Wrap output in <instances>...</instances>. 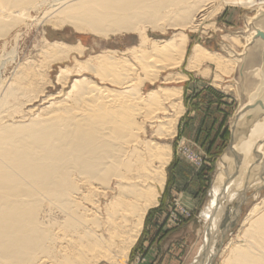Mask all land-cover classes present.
Returning a JSON list of instances; mask_svg holds the SVG:
<instances>
[{
	"label": "bare ground",
	"instance_id": "1",
	"mask_svg": "<svg viewBox=\"0 0 264 264\" xmlns=\"http://www.w3.org/2000/svg\"><path fill=\"white\" fill-rule=\"evenodd\" d=\"M212 1L56 0L50 15H56L55 26L67 23L78 32L105 38L141 25L177 29L172 37L160 41L162 44L154 40L146 51L148 42L144 40L141 49L133 52L145 68L144 81L152 84L165 63L161 56L173 59L169 65L174 67L187 56L192 69L210 59L219 67L226 62L234 70L236 59L234 63L201 45L187 54L186 30L198 27L197 14L203 15ZM40 2L0 0V39L8 37L24 14L42 5ZM255 6L263 9L264 0L244 3L248 9ZM261 24L264 27V21ZM230 39L232 45L243 43L238 35ZM85 50L82 42H49L41 52L43 60L29 64L26 81L13 82L4 92L0 103V264L113 262L114 248L124 252L128 243L138 239L147 211L157 200L154 184L160 174L164 188L170 154L156 140H166L175 131L183 114L182 88L160 86L141 92L140 84L132 78V67L100 53L74 70L60 69L57 83L65 84L69 75H78L64 98L45 95L52 63L72 51L82 54ZM86 72L119 89L96 84ZM12 100L29 103L25 118L7 121L1 116L10 112ZM146 123L154 127L155 137L147 136ZM250 137L255 140L248 147L252 153L246 157V172L237 189L231 191L226 186L221 191V207H215L218 213L235 201L241 205L249 190L264 188V173L255 170L258 163L264 164V143H258L264 138V118L253 126L249 138L235 146L236 153L247 150ZM255 151L260 156L258 162ZM220 169H224L222 165ZM259 199L222 264H264V197ZM215 215L214 210H207L205 218Z\"/></svg>",
	"mask_w": 264,
	"mask_h": 264
},
{
	"label": "rangeland",
	"instance_id": "2",
	"mask_svg": "<svg viewBox=\"0 0 264 264\" xmlns=\"http://www.w3.org/2000/svg\"><path fill=\"white\" fill-rule=\"evenodd\" d=\"M55 1L41 0L42 5L39 6L40 8L37 6L31 8L29 13H23L25 15L24 20L22 19L10 30L8 37L2 38L3 40L0 39V62L2 61L0 66L4 64L0 69L2 79L0 83V87L2 86L0 88V103L4 97V92L11 83L26 81L30 69L29 64H37V62L43 60L41 52L49 42L55 40L71 44L82 42L86 46L84 53L80 54L72 51L63 55L61 60L52 63L45 95H56L60 99L64 98L70 89L71 82L78 75H69L65 84L57 83L60 69L69 68L74 70L90 56L100 53L113 55L128 64L129 68L132 67V78L140 84L138 88L141 92L153 90L160 86L182 88L180 98L183 114L177 120L175 131L168 139L156 141H160L167 148V152L170 154L169 163L173 157H179L188 164V169L192 167L197 172H201V177L197 180L201 184L200 190L202 193L199 196L200 201L198 200L199 203L196 208L191 207L192 201L189 199V191L186 196H182L180 191L168 192L164 199V209L159 211L155 209L157 213L148 218L150 210L162 199L160 197L161 185L164 180L162 174H160L154 184L158 193L157 200L153 202L147 211L138 239L132 244L128 243L124 252L114 248L112 255L115 256V261L102 260L98 264H222L229 248L235 244L236 238L242 234L243 223L249 210L256 202L260 201V197H264V188L260 192H258L259 189L253 188L248 191L247 198L244 199L241 205L235 201L226 206L223 211L217 212L218 208L221 207V202H219L221 191L226 186L231 191L240 186L241 177L246 172V169L243 168L247 160L246 157L251 152L250 149L248 151V147L252 146L255 140L254 137H250V140L245 144L247 150L239 153V166L235 163V160L232 162L229 158L224 157V151L227 149L231 137V119L241 106L242 100L246 102L248 99V96L243 99L241 95V81L237 64L232 71L226 62H222L221 67H219L218 64L207 59L201 62L198 67L192 69L187 56L181 64L175 67L169 65L170 62H173V59L161 56V59L163 58V61H165L163 69L159 71L156 81L151 84L149 81H144L145 68L140 65L141 62L133 52L141 49V43L144 40L148 42V46L145 48L146 51L151 47L154 40L162 44L164 40L176 34L177 29L169 28L164 31L149 27L143 28V25H141L137 30L111 34L106 38L93 33L78 32L67 23L62 26L54 25L56 15H50V10H52L51 5ZM250 1L254 0H213L207 6L208 9L203 15L202 13L197 14L198 27L186 30L189 37L188 56L195 45H201L212 52H218V56L222 54L221 56L224 55L230 59H233L235 52L240 53L246 42L244 33L247 30V24L254 15L262 10L257 6L250 9L244 7V3ZM50 16H53V18H50ZM237 35L243 42L241 46L232 45L230 38ZM233 61L235 63L234 59ZM252 64L254 65V63ZM252 67V65H248L246 72L248 80L245 82V86H247L245 93L247 94L248 90L256 84L253 81L257 80V76L254 74L256 70H253ZM84 75L98 85L119 89V87L109 82H101L100 78L91 72H86ZM165 78L172 79L167 82ZM16 83L14 85H17ZM194 93L197 98L192 97ZM195 99H197L198 105L202 106L201 111L207 113L194 114L192 116L194 121L189 126L188 124L191 121L187 118V109L190 103L192 106L194 105L193 101ZM17 101L14 100L13 102L12 100V109L10 112H5L6 116L1 113V116L7 121L25 118L30 105L26 100H21L22 102L19 101V103ZM35 103L39 105L41 101ZM206 118H209V120H206ZM184 120L187 122L185 125L182 123ZM139 121L142 124L145 123L143 119H139ZM144 126L147 136L149 138H152V135L155 137V134H153L154 127L148 123ZM190 136L200 139L201 145L199 143L194 145V140L190 141L189 139ZM192 157L197 161L192 160ZM232 163L234 164L232 165ZM168 164L165 166L164 185ZM221 165L224 169H220ZM236 165L239 168L238 175H235ZM188 190L198 191L199 189L192 187ZM211 209L216 213L215 217L212 218L213 220L205 218L206 211ZM143 233H146L145 238H142ZM184 233L186 234L185 237L182 236ZM205 258H208V261Z\"/></svg>",
	"mask_w": 264,
	"mask_h": 264
},
{
	"label": "water",
	"instance_id": "3",
	"mask_svg": "<svg viewBox=\"0 0 264 264\" xmlns=\"http://www.w3.org/2000/svg\"><path fill=\"white\" fill-rule=\"evenodd\" d=\"M262 21H264V9L254 15L247 24V30L244 33L246 38L245 45L242 51L240 53L235 52L233 57L238 61L242 98L245 99L248 96V99L246 102L242 100L241 106L231 119V137L229 145L224 151V157L229 158V160L234 158L238 166L240 165V156L236 153L235 146L249 138L253 126L264 118V27H262ZM249 36L251 38L247 39ZM248 65H252V69L256 70L254 74L257 76V80L253 81L256 84L248 90L247 94L245 93V89H247L245 82L248 80L246 77ZM258 143H264V138ZM258 155V152L256 153L255 151V160L257 162L260 161V156ZM261 162L258 163L260 164L259 166L255 167V170L257 169L256 174L264 173V164ZM238 166H236L235 175L239 169Z\"/></svg>",
	"mask_w": 264,
	"mask_h": 264
},
{
	"label": "crops",
	"instance_id": "4",
	"mask_svg": "<svg viewBox=\"0 0 264 264\" xmlns=\"http://www.w3.org/2000/svg\"><path fill=\"white\" fill-rule=\"evenodd\" d=\"M192 97H196V94L194 93V95H192ZM197 98V97H196ZM197 99H195L193 101V106L191 105V103L189 104V108L187 109V115H188V120H190L191 122L188 124L189 126H191L193 120V115L197 114V113H207L204 111H201V105H198ZM190 118V119H189ZM206 120H209V118H206ZM186 120H184L182 123L183 125H185ZM186 128V127H185ZM198 128V127H197ZM200 138V137H199ZM190 141L194 140V145H197L198 143L200 144L201 140L198 139L197 137L192 138V136L189 137ZM201 145V144H200ZM212 145V144H211ZM167 177H166V183L164 185V188L161 190V195L160 197L162 198L161 201L154 206L148 215V218L154 214L157 213V211L159 210H163L164 209V199L166 198L165 195H167L168 192H177L180 191V193H182V196L186 194H188L189 192V199H191L192 203H191V207L192 208H196V206L198 205L199 201H200V195H201V184L200 182L197 180L199 177H201V172H197L196 169H192V167L190 169H188V164H186V162L179 158V157H173V159L171 160V162L168 164V170H167ZM194 187L195 189H199L198 191L195 190H188L189 188ZM189 191V192H188ZM188 192V193H187ZM191 194V195H190ZM199 200V201H198ZM197 201V202H195ZM155 209H158L157 211ZM154 217H156L154 215ZM146 229V228H145ZM146 235V233H143L142 238H145L144 236ZM179 235V234H178ZM181 235V234H180ZM183 237L186 236V234H182Z\"/></svg>",
	"mask_w": 264,
	"mask_h": 264
},
{
	"label": "built area",
	"instance_id": "5",
	"mask_svg": "<svg viewBox=\"0 0 264 264\" xmlns=\"http://www.w3.org/2000/svg\"><path fill=\"white\" fill-rule=\"evenodd\" d=\"M192 159H194V157H192Z\"/></svg>",
	"mask_w": 264,
	"mask_h": 264
}]
</instances>
